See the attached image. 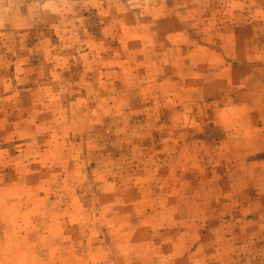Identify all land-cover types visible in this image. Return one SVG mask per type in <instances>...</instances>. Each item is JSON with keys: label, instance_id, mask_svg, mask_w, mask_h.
Here are the masks:
<instances>
[{"label": "clouds", "instance_id": "clouds-1", "mask_svg": "<svg viewBox=\"0 0 264 264\" xmlns=\"http://www.w3.org/2000/svg\"><path fill=\"white\" fill-rule=\"evenodd\" d=\"M0 264H264V0H0Z\"/></svg>", "mask_w": 264, "mask_h": 264}]
</instances>
